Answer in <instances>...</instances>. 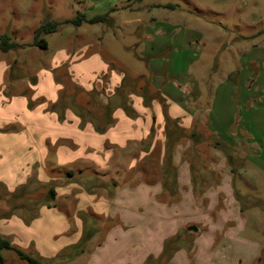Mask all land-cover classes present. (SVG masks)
<instances>
[{
	"label": "rangeland",
	"instance_id": "374dc122",
	"mask_svg": "<svg viewBox=\"0 0 264 264\" xmlns=\"http://www.w3.org/2000/svg\"><path fill=\"white\" fill-rule=\"evenodd\" d=\"M45 20L58 23L53 32L42 35L46 48L0 49L1 96L6 107L18 106L24 91L30 97L36 91L48 92L51 77L69 101L90 106L94 114L122 80L121 94L128 104L137 105L148 85L151 88L146 94L157 102L144 107L139 125L124 119L117 129L118 119L112 114L116 135L126 137L123 144L109 142L98 149L85 146L87 157L63 164L53 158L49 147L44 173L39 170L38 177L35 162L26 182L18 185H25L23 195H11L18 186L12 191L0 189V217L14 214L21 220L31 219L30 224L46 202L54 203L70 222L66 235L74 230L75 213L80 218L85 214L84 227L95 232L89 246L93 250L113 221L95 214L87 196L110 202L117 192L123 200L125 192L134 190L135 197L124 201L133 203L144 218L141 229L148 228L151 221L152 235L155 219L166 230L163 243L174 237L171 244L178 249H173L171 257L186 249L190 260L200 241L197 231L186 227L197 224L204 234L208 224H198V218L206 213L209 201L212 210L214 203L219 207L230 199L235 202L230 206L237 205L239 213L224 211L233 218L223 217L225 224H220L224 260L227 264H257L261 259L264 264V0H0V35H9L10 41L31 43L34 30ZM73 84L79 87L77 91ZM175 102L191 114L187 121L186 113L178 118L180 125L169 120L163 132L161 113L163 116V109ZM40 112H33L37 114L29 121ZM68 112L73 118V112ZM88 132L82 137L96 141L98 136ZM166 132L173 139L169 144ZM68 157L72 156L61 155L63 161ZM97 160L103 163L96 165ZM176 170L183 174L177 176ZM32 175L36 183L30 182ZM164 179L173 190L179 183L182 192L163 189L156 194L153 186ZM50 185L55 189L54 201L47 200ZM142 190L149 192V199ZM153 202L168 206L150 216L149 210L155 211ZM171 203L175 220L168 225L166 210ZM83 205H87V213L78 210ZM213 212L216 217V210ZM49 217L44 216V223L36 228L42 246L50 242L46 240ZM209 217L215 221L213 215ZM130 228L122 226L125 232ZM147 240L145 237V243ZM145 243L136 242L135 249ZM171 244L167 243V253ZM110 246L107 251L114 250ZM34 248L22 249L45 264L87 263L84 244L80 255H74L76 248H68L51 258L40 256ZM2 255L6 264H26L11 250Z\"/></svg>",
	"mask_w": 264,
	"mask_h": 264
},
{
	"label": "crops",
	"instance_id": "0c3cea01",
	"mask_svg": "<svg viewBox=\"0 0 264 264\" xmlns=\"http://www.w3.org/2000/svg\"><path fill=\"white\" fill-rule=\"evenodd\" d=\"M2 83V76L0 73V130L6 129L8 127L12 128L11 131H0L1 191H3L5 188L7 189V191H12L16 186L22 184L23 182H26L33 170V166L36 164L35 162H37L38 165V169L35 168L37 169L38 177L41 175L39 173V170L44 173L45 161L48 155H50L48 150L49 147H52L53 149V158L58 162V164H63L65 162H74L78 158L87 157L85 151H83V147L85 146H91L98 149L102 148L104 143H125L126 137L116 135L115 127L119 129V124L125 123L124 119L125 121H129V123L139 125L143 120L142 113H144V107L149 108L153 105V101H156L155 99H152L149 105L144 106L143 99L140 96V103L138 102L137 105L134 106L130 104L135 112L139 114L133 119L125 116L124 112H122L120 108L115 109L113 114L118 119L117 124H115L116 126H112L105 133L99 134L93 130L92 125L86 124L83 128H78L79 119L75 115L73 118L72 116L70 117L69 114H67V110H65V120L61 122L60 120H58L57 114L48 109L50 104L54 103L57 100L58 93L61 87L60 85L55 84L52 77L50 80L51 85L50 88H48V92L36 91L35 95L30 97L29 95H27V93L24 94V91L21 93L23 96L21 100H18L19 105L16 107H6L7 104H5L4 100H2L3 97L1 96L4 89L3 85H1ZM88 87L84 86L83 88L88 90ZM30 101L33 103L31 108L28 107V103ZM175 104L176 105L172 104L171 106H167L166 113L169 120H176L177 123L178 118H184L186 113V117L184 118V120L187 121V114L189 112L184 109V105L180 106L176 102ZM37 110H41V112L38 114L39 116H33V121H29V117L37 114L33 113ZM22 114L23 118L20 119ZM161 120L163 123L162 131L164 132L165 121L164 115L162 116V113ZM177 124L180 125L179 122ZM127 128H130L129 124ZM90 130H92V133H95V135L98 136L96 141L88 139L85 136H83L85 138L82 137V135L90 133L88 132ZM134 133L138 134L137 132ZM73 146L78 147L72 148ZM62 154H66L67 156L71 155L72 157H70V159L68 157L69 160L63 161L61 159ZM84 154L86 156H83ZM87 160L93 161L89 157L87 158ZM100 163L103 162L98 160L96 161V165H99ZM174 172L177 173V176H181V174H183L182 170L180 172L179 170H176ZM224 185L225 184H222V186ZM153 189L156 194L161 193L163 189H165L164 191L171 193L177 190L178 193L182 192L179 183L174 185V189L176 190H173L172 184L171 186H169L168 181L165 179L161 185H154ZM135 192L136 191L134 190L125 192V196L121 198L123 200H119V192H117L116 196L111 199L112 201L110 202L104 201L103 199H100L96 202L93 200V195L87 196L86 199L89 200V202L87 203H89L92 211L95 214L104 215V217L109 218L111 222L113 221L112 224L109 225L102 242L98 243L93 250H90V247L92 245V240L95 238V232H88L86 230V226L84 227V225H86V221L84 222L82 218H85V214L82 215L80 213L82 215V217L80 218L78 216L79 214L77 213L76 215L75 213V220L73 221L75 225L74 230L71 232V235H66L65 233L70 227V222L68 221L67 216L64 213L58 212L56 206L50 208L41 207L38 211V217L32 220L29 225L24 224L21 218L14 214L6 218L0 217V234L11 237V243L13 245L24 249L32 247L33 245L35 247V252L40 256L51 258L58 254L61 250L73 248L72 246L79 241L82 235V231L83 229H85V232H87V234L91 233V236L85 243V254L87 256L86 264H106L105 262L112 264H141L148 255H152L156 258L161 253L163 240L165 239L164 236L166 235L164 232H166V230L165 228H160L158 225H156L159 222L155 219L153 221L154 228L152 235L150 234L151 221H149L148 228L144 227L141 229V223L144 221L142 219L144 218H141L139 213L136 212L133 203L127 200L124 201L125 198L130 199L131 196L132 198H134L135 195H133V193ZM141 192H144L146 196L149 193L147 192V190H142ZM226 192H228V189L226 190ZM229 193L231 194V189H229ZM145 198L149 199V196ZM123 202H125V205L123 204ZM211 202L212 201L210 200L206 206V210L204 211L206 213H201L198 218V224H200L201 221L205 222V224H208L207 231L203 234V231H200V227L195 224V226L197 227V232L195 233L199 238L198 240L200 241L198 248L196 250H192L195 251V255H193L192 259L189 260V250H178L172 255L171 259L169 260L170 264H189L191 260L193 262L195 261V264H227V261L224 260L225 254L222 252V249H220V244L222 243L221 237L224 234L221 233L220 224H225L226 219H233L231 217H227V213L224 211L235 210V213H239V210L237 205L234 208L230 206L231 204L235 205V202L230 203V199L228 201H224L226 204L219 203V205H221L219 207L216 203H214V207L212 210L210 208ZM152 204L154 206H152L151 208L155 209V211L149 210L150 216L152 214L156 215L158 211H160L163 207L166 209V206H168L160 202H153ZM158 206H160L159 209ZM86 207L87 205H83L78 210H83L82 213H87L84 210V208ZM174 207L175 205L172 203L169 207H167L168 209H170L168 211L166 210L167 214L170 215L169 220L166 222L167 224H172V222L175 220L173 216ZM215 210L217 212L216 217L213 212ZM46 215L50 216L49 219L51 221L49 223L50 232L46 239L50 242L48 245L47 243H45L44 246H42L40 240L42 235L39 236L38 233H36L38 232L36 228L40 229V227L44 223L43 217ZM209 215H213V220H215L214 222H211L210 217L209 219L207 218ZM223 217H225L226 219L222 221ZM93 220L90 222V224H92L91 226L95 224V219ZM45 223H48L47 220ZM125 225L132 228H130L128 232H125L122 229V226ZM91 229H93V227ZM216 233L218 235H216ZM44 235L45 234H43L42 239L45 237ZM60 236L62 238H58ZM216 236L218 237V241L216 240L217 242L215 241ZM145 237L146 239H148V243H145ZM136 242H143L145 243V246L140 247V249H135ZM212 244H214L215 246L211 249L209 248V246ZM108 245H111L110 247H113L114 250L107 251L106 247H108ZM152 245H155L153 249L151 247ZM146 247L148 250L145 249ZM82 253L83 251H76L74 255H80ZM255 262L257 264H260L262 260L258 259ZM249 264H252V261L249 262Z\"/></svg>",
	"mask_w": 264,
	"mask_h": 264
},
{
	"label": "trees",
	"instance_id": "16d2710c",
	"mask_svg": "<svg viewBox=\"0 0 264 264\" xmlns=\"http://www.w3.org/2000/svg\"><path fill=\"white\" fill-rule=\"evenodd\" d=\"M57 25H58V23H56V22H50L48 20L43 21L34 30L33 39L31 41V43H28V44L27 43L19 44L17 42L10 41V36L6 35V34L0 35V49L2 52H6L10 49H15L17 47H25V46H35V47H39V48H46L47 44H46V41L42 38V35L46 34V33L53 32L56 29ZM73 85L76 88L75 91H77V89L79 87L75 84H73ZM124 86L125 85L123 84V80H122L120 82V85L115 88V92H113L112 96H109L107 98V102L102 104L101 111L98 113H95V114L92 112L93 110L90 108V106H85V105H82V104L77 103V102L73 103L72 101H69L68 97H66L67 94L65 93V91L63 92L61 90L58 93L57 100L54 103L50 104L48 109L55 112L57 114L58 120H60V121L64 120L65 110L69 109L79 119L78 128L81 129L84 127L85 122H90L93 130L96 133L103 134L108 130L109 127H111L114 124V119L112 117V114H113L115 109L121 108L125 112V114L129 118H132V119L137 116V113L135 112V110L130 106V104L127 103L126 97L121 94V89H123L122 87H124ZM145 88H146V90L144 89L143 90L144 92L140 96L143 99L144 106H147L152 101V98H150L148 96V94H146L147 93L146 91L147 90L150 91L151 87H150V85H148ZM92 92H93V90H92ZM118 94H120L122 97L119 96ZM117 95L121 98L120 99L117 98L116 97ZM158 102H160V101H158ZM32 105H33V103L30 101L28 103V107L31 108ZM96 114H98L99 116ZM163 115L165 118V127H166L168 122H169V118L167 117V113H166L165 109H163ZM11 128L12 127H8L6 129H2L0 131H2V132L11 131ZM166 136H167L166 137L167 144L171 143L173 141V139H171L170 134L168 132H166ZM68 173H69V175L72 174L71 171H69ZM30 182H34V183L37 182L35 176L32 175ZM24 188H25V185L18 186V188H16L15 191L11 195L14 198L20 197L21 195L24 194L23 193ZM54 199H55V189L52 185H50L49 188L47 189V200L48 201H54ZM44 205L46 207H49V208L55 207L54 203L50 204V203L46 202ZM9 215L10 214L6 215L5 217H8ZM36 216H37V214H35L33 217H36ZM22 218H23L22 220L24 221L25 224H29L31 219H27L24 217H22ZM90 236H91V233L87 234V232H85V229H83L82 235H81L79 241L75 245H73L72 247L76 248L77 252H81L82 251V245L83 244L85 245L86 241L89 239ZM172 239H168L167 241H164L163 250L156 258L153 257L152 255H148L147 258L145 259L144 263L145 264H168V261L171 258V254H172L173 249L174 248L176 250L178 249L177 246H173V244H171V243H173ZM167 243L171 244V251H168V253L165 250ZM4 250H11V251L15 252V254L21 260L26 262V264H45L37 256L31 255L28 252H26L24 249L13 245L11 243L9 237H7L3 234H0V264H6L4 257L2 255V252ZM56 256H59V255L57 254Z\"/></svg>",
	"mask_w": 264,
	"mask_h": 264
},
{
	"label": "water",
	"instance_id": "95a60500",
	"mask_svg": "<svg viewBox=\"0 0 264 264\" xmlns=\"http://www.w3.org/2000/svg\"><path fill=\"white\" fill-rule=\"evenodd\" d=\"M186 229L188 231H194L195 232L197 230V227L195 225H190V226H187Z\"/></svg>",
	"mask_w": 264,
	"mask_h": 264
}]
</instances>
